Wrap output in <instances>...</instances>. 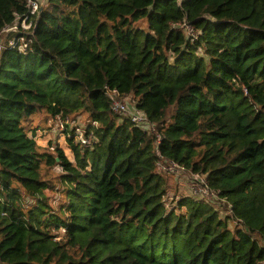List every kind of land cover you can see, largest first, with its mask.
I'll use <instances>...</instances> for the list:
<instances>
[{
	"label": "trees",
	"instance_id": "16d2710c",
	"mask_svg": "<svg viewBox=\"0 0 264 264\" xmlns=\"http://www.w3.org/2000/svg\"><path fill=\"white\" fill-rule=\"evenodd\" d=\"M27 16L0 0V31ZM32 32L0 50V264L264 262V0H45ZM59 115L72 158L34 138ZM161 163L228 215L168 206Z\"/></svg>",
	"mask_w": 264,
	"mask_h": 264
},
{
	"label": "rangeland",
	"instance_id": "374dc122",
	"mask_svg": "<svg viewBox=\"0 0 264 264\" xmlns=\"http://www.w3.org/2000/svg\"><path fill=\"white\" fill-rule=\"evenodd\" d=\"M139 25L142 26V23H140ZM120 101H122L126 107V113L122 115L128 116L136 110L134 106V99L131 96L120 99ZM39 117L42 119L44 118L42 115H40ZM85 125L86 119L84 117H80L73 123L65 126L67 130H70L75 126H79L80 128L84 129L86 127ZM34 138L37 144L42 148L46 147L49 142L55 143L63 149L65 155L68 158H72L70 149L67 145L66 133L57 129L54 120H49L47 126H45L44 129L36 132ZM160 170L159 172L161 173V175L167 179L168 185L173 188L166 197L168 206L172 203V201H176L181 197L192 198L193 200H201L202 202L209 203L221 216L228 215L225 202L219 200L214 194H210L209 192H207L201 185L204 183V180L201 176L189 174L182 170L180 167H167V165L163 163L160 164ZM261 264H264V262H262Z\"/></svg>",
	"mask_w": 264,
	"mask_h": 264
},
{
	"label": "built area",
	"instance_id": "2783aa9c",
	"mask_svg": "<svg viewBox=\"0 0 264 264\" xmlns=\"http://www.w3.org/2000/svg\"><path fill=\"white\" fill-rule=\"evenodd\" d=\"M45 0H26V8L28 11V16L24 17L23 19H16L15 23L3 28L0 31V50L4 47V45H7L10 49H16L17 51L24 53L29 44L31 43L32 36V28L34 20H36L41 12V9L43 7ZM110 98V108L111 111L115 114H125L126 113V107L125 104L117 100L112 93H109ZM130 120L140 128L149 130L153 132L152 127L147 122L144 115L135 110L131 114L128 115ZM52 120L55 121L57 129L64 131L66 129V126H68L70 123H73V120L69 117H62V116H55ZM66 125V126H65ZM71 137L73 138V143L79 146L83 147H89L92 143V136L85 135V128H80L79 126H75L74 128H71ZM69 136V135H67ZM67 138V137H66ZM158 140V137L156 138ZM167 167L170 166H176L177 165L173 163H166ZM160 170V165H159ZM161 171V170H160ZM167 171V170H165Z\"/></svg>",
	"mask_w": 264,
	"mask_h": 264
}]
</instances>
